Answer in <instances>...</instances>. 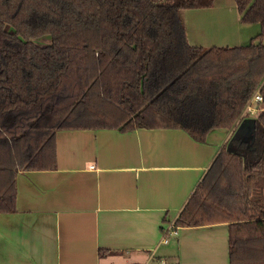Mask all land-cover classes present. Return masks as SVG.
<instances>
[{
  "label": "trees",
  "instance_id": "trees-1",
  "mask_svg": "<svg viewBox=\"0 0 264 264\" xmlns=\"http://www.w3.org/2000/svg\"><path fill=\"white\" fill-rule=\"evenodd\" d=\"M215 1L0 0V213L17 210L18 173L56 170L58 131L169 128L205 142L236 129L264 97V0H235L243 24L262 26L250 44L190 45L181 10ZM260 105L255 136L230 138L175 223H228L229 264H264Z\"/></svg>",
  "mask_w": 264,
  "mask_h": 264
},
{
  "label": "crops",
  "instance_id": "crops-1",
  "mask_svg": "<svg viewBox=\"0 0 264 264\" xmlns=\"http://www.w3.org/2000/svg\"><path fill=\"white\" fill-rule=\"evenodd\" d=\"M181 19L188 43L205 49L245 46L262 30L241 22L235 0ZM235 132L198 142L169 128L58 131L56 170L18 173L17 210L0 213V264H229L228 223L163 240Z\"/></svg>",
  "mask_w": 264,
  "mask_h": 264
},
{
  "label": "built area",
  "instance_id": "built-area-1",
  "mask_svg": "<svg viewBox=\"0 0 264 264\" xmlns=\"http://www.w3.org/2000/svg\"><path fill=\"white\" fill-rule=\"evenodd\" d=\"M264 97L259 93L256 92L253 96V98L247 103L246 108L244 110V114L242 116V120L247 118V117H255L257 116L260 112V104L263 103ZM178 228L175 227V225L173 227H171V229H169L167 231L166 236L164 237L163 240V244H167L170 239V235H176ZM159 264H170L168 263L165 259L163 261H160Z\"/></svg>",
  "mask_w": 264,
  "mask_h": 264
},
{
  "label": "water",
  "instance_id": "water-1",
  "mask_svg": "<svg viewBox=\"0 0 264 264\" xmlns=\"http://www.w3.org/2000/svg\"><path fill=\"white\" fill-rule=\"evenodd\" d=\"M255 122L252 119H247L244 122H241L238 127L236 128V132L233 135V139L236 141H240L247 137H254L255 136Z\"/></svg>",
  "mask_w": 264,
  "mask_h": 264
},
{
  "label": "rangeland",
  "instance_id": "rangeland-1",
  "mask_svg": "<svg viewBox=\"0 0 264 264\" xmlns=\"http://www.w3.org/2000/svg\"><path fill=\"white\" fill-rule=\"evenodd\" d=\"M33 42L38 46H49L51 44V38L49 36L40 37L36 40H33ZM261 106V105H260ZM248 119H251L250 117H247Z\"/></svg>",
  "mask_w": 264,
  "mask_h": 264
}]
</instances>
